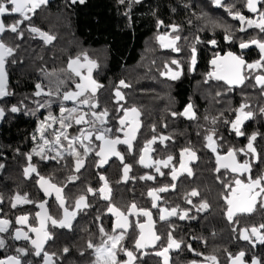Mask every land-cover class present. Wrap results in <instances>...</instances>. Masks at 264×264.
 I'll use <instances>...</instances> for the list:
<instances>
[{"label": "flooded vegetation", "instance_id": "af4514ba", "mask_svg": "<svg viewBox=\"0 0 264 264\" xmlns=\"http://www.w3.org/2000/svg\"><path fill=\"white\" fill-rule=\"evenodd\" d=\"M204 3L198 8L199 11H204V14L198 13L197 20L186 21L178 26L177 31H173L171 27L175 25L174 23H167L156 30V40L152 39L145 47L146 53L141 52V55H148L151 58L155 56L158 60L157 66H154V62H149V67L141 72L139 68L132 70L134 74L129 81L134 86V90L139 91H132L134 92L132 100H123L116 95L114 100L102 99L98 101L96 98L98 107L91 111L99 113L107 109L108 116L104 117V124L96 121L94 125H78L73 121H66V123H72V127H69V132H67L69 139L78 136L80 130L85 127L94 133L91 141L83 139V143L93 149L98 148L101 144V141L95 139L97 129L111 128L110 138L119 136L124 139V134L128 132L129 127H135L138 124L135 138L132 140V148L128 149L124 144L116 146L123 156V161L117 156L110 155L107 161L101 164V157L97 156L95 151H89L85 155L84 149L77 141L72 145V148L80 153L83 162L79 171H76L77 157L69 154L71 149L68 148V140L63 138L67 142L66 147L60 146V144L57 145L59 147L53 148L56 144L51 142L44 146L43 153L36 154L35 163L29 161L27 166L23 164L21 172L22 196L26 195L33 203H20L16 206L18 209L5 213L7 217H13L9 232L12 233L13 229H21L29 232L30 237L34 239L35 233L30 232L29 229L32 226H38L39 218L35 217V213L40 212L41 209L36 207V204L43 201H47L45 207L49 215L54 219L63 218L64 209L60 208L55 191L50 189V195H45L39 186L37 173L49 180V183L62 188L63 191L60 195L64 199V207L69 212H76L71 228L53 227L50 221L47 222L46 230L52 235V239L47 241L44 250L53 256L54 264H82L81 259L69 257V253L71 254L73 251H76L77 255L78 253H83V255L88 253L89 256H86L85 259L90 257L92 260L85 264H93L95 256L87 244L91 241L94 245H99L102 238L106 239L100 232V227L102 226L109 234H119L123 231L117 229L116 233H112L116 216L109 212V207L115 206L127 215L133 203L136 205L137 211L144 209L151 213V231L159 235L161 239L155 241L154 245L134 250L132 241L138 238L140 230L129 227L125 238L118 245L117 261L121 264L128 257L119 251L120 248L134 250L136 259L132 261V264H138V254L140 253V262L144 263V260L148 259L151 261L148 262L149 264H152L153 260H160V264H165L164 256H158L155 253L167 245L169 232L174 239L181 242V247L169 249L166 253L167 264H190L192 261H197L198 264H211L210 261H204V256L210 255L217 257L218 264H232V259L241 251L245 253L242 258L244 264H249V250L252 248L256 250L264 245L258 240V236L264 235V229H260L257 235L251 234L253 227L258 228L260 224H264V209L257 204L254 212L250 214L234 213L233 219L229 221L227 218L228 205L223 199L227 192L221 180L228 182L234 176H238V173H232L224 168H220L219 172L216 171L218 167L217 155H226L229 148L246 149L248 136L253 133L257 134L253 146L258 153L264 156V113L260 111L261 108H264V90L259 85H255L254 79H245L244 83L240 85H229L208 75L213 70L211 60L214 58V54L225 56L229 51L237 55L243 54L247 63L260 59L259 50L255 45L241 49L239 43L241 40L247 42L251 38L264 39V33L256 28H246L241 32L239 30L242 27L241 22L229 15L224 7H217L212 3V0H204ZM222 3H235V7L232 8L233 12L240 10L246 18H256L257 14L248 12L244 7L243 0H222ZM176 35L181 37L180 40L175 41V47L180 49L178 52L169 46ZM226 35L231 38V42L225 39ZM161 36L164 37L163 41L158 39ZM197 38H199V42H197ZM212 39L216 40L215 46L209 43ZM151 44H153V49L158 50L156 53L149 48ZM192 47L196 48V64L193 70H189ZM173 59L178 60L183 69L179 78L175 80L170 78L172 72L177 70L176 65L171 63ZM81 73L83 76H87L88 70ZM140 74L142 75L140 76ZM258 74H264V67L243 72L244 76L254 77ZM92 79H94L93 76ZM83 82L81 81V83ZM184 83H189L191 90L187 97L181 100L176 95L177 87ZM102 85L104 86V84ZM143 95L148 98L143 100ZM140 97L143 98L140 99ZM62 104L66 108L77 107V104L72 101H65ZM189 104L192 105L191 113H194V118L183 114ZM242 105H247L244 111H251L253 117L245 120L241 126V131L245 135L237 136L231 128V123L239 115L236 110ZM133 107L137 109L139 115L125 111ZM80 111L89 112V107L83 106ZM125 117V124L120 125L119 119ZM85 119L94 118L88 116ZM47 123H51V121ZM58 128V123L53 124L52 128L46 127V138L53 137V131L58 132ZM121 128L122 131L118 130ZM38 133L40 139V132L38 131ZM209 135H212L213 141L216 143V152L207 147L206 137ZM153 137L156 138L155 142L149 145V141H152ZM161 137H167V139L161 140ZM42 144L43 141L40 145ZM146 146L148 147L147 152L144 151ZM185 149L188 151H184ZM57 152L60 155H57ZM182 152L183 156H181ZM191 152L195 153L194 158L190 155ZM142 155L146 162L148 160L153 162L167 160L169 156H172V160L168 167L160 165L161 172L164 173L161 176L155 171V165L146 168L139 162ZM245 159L248 157L237 151V160L242 163ZM181 162L185 165L184 169L180 167ZM29 165L34 166L37 172L26 175L25 169ZM124 165L130 166L127 178H125ZM262 168H264V164L254 163L253 175L255 176ZM173 169L176 170L177 175V179L174 181L172 180ZM189 169L191 175H188ZM226 173L227 175H225ZM149 175L155 179H141V177ZM101 176L104 177V180L100 179ZM70 177L76 178L70 179ZM240 178L244 179V177ZM105 182L107 187H105ZM173 184L174 188L171 187ZM164 186H168V190L156 193L157 207L153 208V197L148 193L152 189ZM89 188L93 191H87ZM101 188H104L103 193L99 191ZM193 191L197 192V195L192 196ZM105 195L109 198L104 199ZM81 196L85 197L84 203L88 207H84L82 203L79 208H76V201ZM188 200H191V203H188ZM204 202H207L209 207L198 211L197 209ZM173 208L177 210L176 215H168ZM161 209L166 211L162 212ZM185 211H187V216L180 219L179 217ZM24 214L29 217L28 223L18 226L15 219ZM161 215H164L166 219L161 220ZM128 219L130 222L138 220L145 224L146 239L149 237L147 217L133 214L129 215ZM246 228L252 243L242 239ZM4 234L7 233H0V236L4 237ZM65 237L70 238L68 243H62ZM13 242L18 244V248H23L28 253L27 255L16 254L20 256L22 264L24 261L30 262V264H44L43 254L39 257L34 255L30 241L15 242L13 239ZM188 245H191L195 251L189 250ZM85 247L86 250H84ZM64 248H68L67 253L63 252ZM196 252L203 255L198 256L195 254ZM251 257L255 258L253 255Z\"/></svg>", "mask_w": 264, "mask_h": 264}, {"label": "snow or ice", "instance_id": "6c2138e0", "mask_svg": "<svg viewBox=\"0 0 264 264\" xmlns=\"http://www.w3.org/2000/svg\"><path fill=\"white\" fill-rule=\"evenodd\" d=\"M85 0H79V3L83 4ZM125 0H120V3H124ZM138 2V0H136ZM48 0H0V98H4L6 96L11 95L12 93L8 91L7 88V71H6V63H7V57H10L14 53V48L9 46L4 42L3 34L5 31H9L13 34H15L16 38L23 39L24 37V31L25 29L21 28V25L25 23V21H31L32 16L35 15L36 11L44 5H47ZM72 4L77 3V0H71ZM212 3L216 5L217 7H224L229 15H231L234 19H237L241 22L242 27L239 29L241 32L245 31L246 28H256L259 29L261 33H264V0H243L244 7L247 9L250 13H255L256 18H246L240 10H237L235 12L232 11V8L235 7V3L230 4H223L222 0H212ZM31 14V15H30ZM16 15L17 18L14 19L11 23L6 24L3 17L5 16H14ZM162 23V22H160ZM173 31H177L178 26L172 25L171 26ZM26 29L31 33H38L41 37L45 39L46 42H51L55 39L54 36L48 35L47 33L41 31L36 26L29 24L26 25ZM227 32V29H225ZM180 36L176 35L173 39V41L170 43L169 46L173 48L174 51H180V49L175 47V41L180 40ZM161 41L164 40V37H158ZM226 40H229L231 42V38L229 36H225ZM197 42H199V38H197ZM213 46L216 45V40L212 39L209 41ZM255 45V47L259 50L260 59H257L256 61L252 63H247L243 57V54H234L233 52L229 51L225 56H219V54H214V58L211 60V64L213 65V70L208 75L210 77H214L216 80H222L226 84L229 85H240L243 84L245 79H254L255 85H259L262 90H264V74H258L253 76H244L243 72L246 70L251 69H258L264 67V39H255L251 38L247 42H244L241 40L239 43V47L241 49H247L250 46ZM85 60H87V57L85 56ZM79 58L72 60L68 67L69 69L75 73L77 77H80L81 81H84L83 83L76 82L75 87L77 91H65L62 94V99L64 101H72L75 104H77V107L73 108H66L63 106V104L60 106V116L56 117L53 116L51 111H49L48 116L45 118V120L41 121L40 127L38 131L40 132V139L43 141V144L39 146V151L34 149L33 151L40 155L44 152V146L48 145L50 143L49 139L45 136V129L52 128L53 124L58 123L61 131L58 133L53 131L52 135L54 136V144L60 145L61 144V137H63L65 140H68V148L71 149V152L69 154L75 155L77 157L76 162V171H79L80 166L82 165V159L80 158V153L76 152L75 149L72 148V145L76 143L77 141L80 142L81 147L84 149V154L86 155L89 151H95L96 155L101 157L100 163L103 164L107 161L108 156L114 155L119 157L121 161H123V156L121 153L117 150L116 146L118 144H124L127 146L128 149L132 148V140L135 138V132L137 128L139 127L138 124L135 125V127H129L128 132H125V138L121 139L119 136H116L115 138H110L109 134L112 132L111 128H102L97 129L95 131V139L97 141H101L100 146L98 148H91L83 143V139H88L91 141L92 136L94 135L93 132L89 131L87 127L80 130L79 135L76 137H73L72 139H69L67 133L63 131V129L72 127V123H66V121H73L75 124H83V125H94L96 121H99L101 124L105 123L104 117L108 116L107 109H104L103 111L97 113L95 111H91V109L98 107V102L96 101V92L99 88L103 87L101 84L97 83L94 79H92V68L97 67V64L94 61H88V64L90 67L88 68V75L83 76L79 68H74L73 65L78 64ZM15 63V61H13ZM172 64L176 65L177 70L172 72L171 79L175 80L178 79L181 75V72L183 69L180 66V63L178 60L173 59L171 61ZM196 64V48H191V58L189 61V70H193L194 66ZM80 67H83V65H80ZM166 74V73H162ZM64 81H59L55 86V91L50 87L47 92L44 91L42 85L40 83L36 84L37 91L35 92V96H41L42 94L45 96H60L61 90L60 86L64 84ZM120 84L123 87H128L124 81H121ZM254 85V86H255ZM116 97H119L120 99H123L121 92L119 90L115 93ZM82 98V99H81ZM38 108H44L51 106L52 101L47 100L44 102L36 101ZM83 106L89 107V112H81L80 108ZM245 107L247 105H242L239 109L236 111L239 113V115L236 116L235 121L231 123V128L234 130L235 134L237 136H244L245 133L241 131V126L245 120L251 119L253 117V113L251 111H244ZM192 105H187L184 115L188 116L189 118H194V113H191ZM21 109L17 106H12L10 108V111L13 113H16L20 111ZM131 111L132 113H135L136 115H139L137 109L135 107L125 110ZM260 111L264 113V108H261ZM67 113V115H65ZM5 115V109L3 107H0V119H2ZM173 115H176V113H173ZM93 117L94 119H85V117ZM125 118L119 119V124L124 125L125 124ZM48 121H51V123H47ZM227 123V121H226ZM122 131L123 129H118ZM154 130V129H153ZM257 134L253 133L250 136H248V143L245 148H241L239 150L229 148L226 155H217L216 162H217V169L216 171L219 172L220 168H224L226 170H229L232 173H238V176H234L230 181L224 182L221 180L222 183H224V188L227 192L226 195H224L223 199L226 201L228 208H227V218L229 221L233 219L234 213L242 212V213H252L256 210L257 204L260 205L262 209H264V168H262L255 176L253 175V164L254 163H261L264 164V156L262 154L257 152V149L253 146V142L256 140ZM33 139H36L35 136H33ZM155 137H153L152 141H149V145L151 143L155 142ZM167 139V137H161V140ZM208 144L207 147H209L213 152L217 151L216 143L213 141L212 135H209L206 137ZM145 152L148 151V147L146 146L144 149ZM184 151H188L185 149ZM237 151L244 154L248 157V159H245L242 163L237 160ZM57 155H60L59 152H57ZM190 155L194 158L195 153L191 152ZM181 156H183V152L181 153ZM42 158H44L42 156ZM53 159L55 157H52ZM32 157L31 155L28 156V160L31 161ZM172 160V156H169L167 160L162 161H151L148 160L145 161V157L142 155L140 157V163L144 165V167H153L155 165V171L159 173L161 176L164 175L163 172H161L160 165H163L164 167H168L169 162ZM4 166L0 164V169H2ZM181 169L185 168V165L183 162L180 164ZM130 166L124 165V173L125 178H127V172L129 171ZM37 170L34 166L29 165L25 169V174L28 175L29 173H36ZM191 170H188V175H191ZM39 186L41 189H43L45 195H50V189L54 190L56 193V200L59 201L60 208L64 209V214L62 219H54L51 215L48 214V210L45 207L47 204V201H43L41 203L36 204V207L41 209L40 212L35 213V217L39 218L38 226H32L30 227L29 231L32 233H35V238H31L29 235V232L22 231L21 229H13L11 233V238L15 240L24 239L25 241H30V244L33 249V254L36 256H41L43 254L44 264H54L53 256L50 255L47 251L44 250V244L52 239V235L46 230L47 222L50 221L51 225L53 227H59V228H71L72 226V219L76 216V212L72 211L69 212L67 208L64 207V199L60 195L63 191L62 188L57 187L56 184L49 183V180H47L44 176L39 175ZM227 175V173L225 174ZM240 177H244V179H241ZM76 177H70V179H75ZM101 180H104V177H100ZM141 179H148L152 180L155 179L153 176H146L141 177ZM176 170L173 169L172 171V180H176ZM105 187H107V184L105 182ZM171 187H175V185H171ZM168 190V186L160 187L158 189H152L148 194L153 197V204L152 207H157L155 200L157 199L156 193L157 192H165ZM87 191L92 192L93 189L89 188ZM101 193L104 192V188L99 189ZM192 196L197 195V192L193 191L191 193ZM104 199H108L109 197L105 195L103 197ZM259 198V199H258ZM85 197L81 196L76 201V208H79L81 204H84V207H88L86 203H84ZM0 203H3V196L0 195ZM18 203H33V201H30L28 197L21 196L17 194L14 197V202L11 203L12 208H16ZM188 203H191V200H188ZM209 205L207 202L201 203L198 211L201 209H207ZM109 212L113 213L116 216V223L114 228L112 229V233H116L117 229H122L123 231L119 232V234H109L105 232V229L101 226L100 232L103 234V237H106V239L102 238V242L99 245H94L91 241L88 242L87 247L89 249L93 250V254L95 256V260L93 264H121V262L117 261V250L118 245L120 242L125 238V235L127 233V230L129 227L138 228L139 235L138 238H135L132 243L134 244V250H139L144 247H147L149 245H154L155 241H159L161 237L159 235H156L154 232L151 231L152 229V218L151 213L147 210L140 209L137 211L136 205L133 203L131 205L130 212L126 215L124 212H121L118 208L115 206L109 207ZM162 212L166 211L164 209H161ZM177 210L173 208L171 212L168 213V215H176ZM143 215L148 218V232L149 237L146 239L145 236V227L146 225L143 223H140L137 221L130 222L128 219L129 215ZM187 216V211L184 212L183 215H181L179 218L184 219ZM28 215H19L15 219L16 224H27L28 223ZM161 220L166 219L164 215L160 216ZM12 224V221H10L7 218L0 219V233H8L9 227ZM260 229H264V224H260L259 227H253L251 229L252 235H257L260 231ZM244 235L242 236V239L249 241L252 243L251 237L248 233V229H244ZM258 240L261 244H264V235L258 236ZM6 247V239L3 236H0V249H3ZM175 247L176 249H179L181 247V242L177 241L173 238L171 232L168 233L167 236V245L162 247L161 251H157L155 254L158 256H164L165 258V264H167V255L169 249ZM189 250L195 251L191 248V245L187 246ZM134 250H129L128 248H120L119 251H122L123 254L128 257L127 260L123 261L122 264H132V261L136 259L134 255ZM17 253H22L23 255H27V251L23 248L16 249ZM63 252L67 253L68 248H64ZM83 254V253H81ZM198 256H202V253H195ZM54 255V254H53ZM245 253L241 251L234 259H232V264H244L243 257ZM231 259V257H230ZM204 261H210L211 264H218L217 257L215 255L210 256H204ZM0 264H22V260L20 256L18 255H8L4 259H0ZM24 264H30V262H24ZM190 264H198L197 261H192ZM252 264H259V261L253 258Z\"/></svg>", "mask_w": 264, "mask_h": 264}, {"label": "trees", "instance_id": "16d2710c", "mask_svg": "<svg viewBox=\"0 0 264 264\" xmlns=\"http://www.w3.org/2000/svg\"><path fill=\"white\" fill-rule=\"evenodd\" d=\"M204 4V0H125L123 4L120 0H85L83 4L79 0L75 4L71 0H57L50 5L41 6L31 21H25L21 25L25 29L23 39L5 31L4 42L14 48V53L7 57L6 63L9 80L7 88L12 94L0 98V107L5 109L3 127L0 130V164L4 166L0 169V195L3 196L0 218H8L13 222V217H7L5 213L18 209L10 205L17 194L22 196V166L29 164V155L32 157L31 163H35L37 156L33 150L39 151L42 141L37 131L41 121L45 120L49 111L53 116L59 117L60 106L65 102L62 99L63 92L77 91L75 84L81 83L80 77L69 69V63L79 58L78 64L73 67L79 68L81 72H86L90 67L88 61L97 64V67L92 68V76L97 83L104 84L96 92L98 101L114 100L117 89L123 94V100L130 101L133 93L139 92L134 90L129 81L134 74L132 70L139 68L141 72L149 67V62H154V66H157L155 56L151 58L141 55V52L146 53V45L152 39L156 40V30L167 23L180 26L186 21L197 20L198 13L204 14V11L198 9ZM16 18V15L3 17L6 24ZM29 24L55 39L50 43L46 42L38 33H31L26 29ZM149 48L154 53L158 51L153 49V44ZM59 81L65 82L60 86V96H35L37 83L47 92L50 87L55 91ZM121 81L129 86L123 87ZM177 90V97L183 100L191 87L189 83L179 84ZM143 97L140 99L148 98L145 95ZM47 100L52 101L50 108L37 107L36 101ZM12 106L21 110L13 113L10 111ZM58 130L61 131L60 127ZM63 131L67 133L69 129ZM49 141L54 142V136L49 137ZM60 146H67L63 137ZM57 147L59 146H53ZM4 238L6 247L0 249V259L16 255L18 249V244L11 238V232L4 234ZM69 240V237H65L62 243H68ZM86 249L85 247L84 250ZM248 253L249 264L253 260L251 255L258 259L259 264H264V245L256 250L252 248ZM139 255L141 253L138 254V264L151 262L148 259L144 263L140 262ZM86 256L89 254L77 255L76 251L69 253V257L81 259L82 264L92 260L90 257L85 259ZM159 261L153 260L152 264H160Z\"/></svg>", "mask_w": 264, "mask_h": 264}, {"label": "water", "instance_id": "95a60500", "mask_svg": "<svg viewBox=\"0 0 264 264\" xmlns=\"http://www.w3.org/2000/svg\"><path fill=\"white\" fill-rule=\"evenodd\" d=\"M55 1H57V0H48V3H47V5H50V4H52L53 2H55ZM8 84H9V80H8V76H7V86H8ZM4 117H5V115H4ZM4 117L2 118V119H0V130H1V128H2V125H3V121H4ZM17 205H20V203H18ZM18 226H22V224H17ZM51 240V239H50ZM14 241L15 242H22V241H25L24 239H19V240H15L14 239ZM29 242V241H28ZM47 243V242H46ZM46 243L44 244V248H45V246H46ZM31 245V244H30ZM32 247V246H31ZM143 249V248H142ZM141 250V249H140ZM37 257H39V256H37Z\"/></svg>", "mask_w": 264, "mask_h": 264}, {"label": "rangeland", "instance_id": "374dc122", "mask_svg": "<svg viewBox=\"0 0 264 264\" xmlns=\"http://www.w3.org/2000/svg\"><path fill=\"white\" fill-rule=\"evenodd\" d=\"M156 37V36H155Z\"/></svg>", "mask_w": 264, "mask_h": 264}]
</instances>
